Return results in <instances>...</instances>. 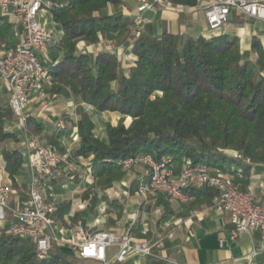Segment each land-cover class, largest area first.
<instances>
[{
	"label": "trees",
	"instance_id": "trees-1",
	"mask_svg": "<svg viewBox=\"0 0 264 264\" xmlns=\"http://www.w3.org/2000/svg\"><path fill=\"white\" fill-rule=\"evenodd\" d=\"M48 1L53 5L52 22L62 32L47 49L43 62L51 93L71 96L97 114L113 113L119 118L114 126L105 125L102 140L95 135L88 114L78 107L73 126L79 142L68 152L61 143L71 138L72 128L50 132L32 118L26 128L68 161L89 160V176L96 187L107 190L120 182L125 177L122 162L138 155H148L156 162L171 159L176 164L189 160L193 166L210 168L239 182L250 165L264 166V49L257 39L251 41L250 54L241 51L236 37L207 39L164 33L157 38L148 25L141 26L139 36L131 39L135 18L122 14V0ZM165 1L184 9L199 3ZM18 37L13 24L0 16V50L15 49ZM100 40L131 45L134 66L126 73L114 53L98 51L91 56L80 49L82 44L95 47ZM12 118L0 83V144L19 142L15 133L4 131ZM127 118L131 120L128 126ZM228 151L241 158L228 156ZM0 156L4 172L16 184V178L23 175L21 150L2 149ZM237 171H241V179ZM185 193L192 197L184 205L188 212L211 207L216 196L215 190L206 187ZM89 195L86 192L82 201L96 216L99 202L92 195L88 200ZM66 208L64 204L57 212L60 219ZM7 217L9 220V214ZM78 218L76 214L72 222ZM8 227L9 221L0 226V264H83L76 255H62L56 248L41 260L32 242L5 234ZM148 264L171 263L166 258H148Z\"/></svg>",
	"mask_w": 264,
	"mask_h": 264
},
{
	"label": "built area",
	"instance_id": "built-area-1",
	"mask_svg": "<svg viewBox=\"0 0 264 264\" xmlns=\"http://www.w3.org/2000/svg\"><path fill=\"white\" fill-rule=\"evenodd\" d=\"M52 6L48 0H0V16L11 21L19 36L15 49L0 50V83L17 121L15 129L22 147L23 167L29 177L25 198L17 202L14 209L9 208L8 201L15 192L10 184H0V226H5L10 213L5 234L32 242L41 260L61 242L59 234L62 230L54 219L55 207L45 197L47 190L51 191L49 183L60 177L73 181L79 173L77 165L68 163L64 156L31 135L26 128L27 121L32 118L28 111L29 96L37 98L49 81L43 62L47 60L49 46L58 40L50 13ZM163 9L184 8L165 0H138L129 37L139 36L143 24L141 14H156ZM231 13L264 23V0H206L204 17L210 31L225 26ZM98 49L113 53L115 48L109 42ZM53 127L56 132L67 130L62 119H58ZM71 139L78 140L76 129H72ZM226 154L234 159L241 158L236 152ZM246 163L250 161L246 160ZM136 166L146 169L136 189V195L143 202L160 194L171 201L186 203L192 200L185 193L189 189L211 188L216 191L211 210L228 218L233 227L231 239L243 233H256L264 242V193L260 201L253 192L241 191L227 175L204 166H193L189 160L176 164L171 159L156 162L148 155H138L122 162L123 171ZM86 169L89 173V163ZM237 175L242 178L241 171H237ZM68 244L80 260L98 264L109 263L108 250L112 246L118 248L113 263L122 264L131 254L163 259L160 254L164 249L163 238L150 242L134 239L128 233L115 236L108 232H89L82 227L81 221L71 230Z\"/></svg>",
	"mask_w": 264,
	"mask_h": 264
},
{
	"label": "crops",
	"instance_id": "crops-1",
	"mask_svg": "<svg viewBox=\"0 0 264 264\" xmlns=\"http://www.w3.org/2000/svg\"><path fill=\"white\" fill-rule=\"evenodd\" d=\"M122 1L125 3L121 11L122 14L135 17L137 15L138 0ZM198 2V5L193 9H163L156 14L145 12L141 14L142 26H150L153 36L157 38L164 33L207 39L223 35L236 37L239 40L241 51L246 54L251 53L252 39L259 40L264 46V36L261 35V29L264 28L263 22L231 13L225 26L210 31L204 17L206 0H198ZM181 13H183L182 19L180 18ZM8 22L11 23L10 20ZM53 27L56 37L59 39L62 32L56 25ZM105 45L106 41L101 40L96 49L90 46L81 50L95 56L99 50L98 48H103ZM113 53L116 55L120 68L127 73V70L132 67L135 61L131 54V48L125 45L115 46ZM127 57L128 61L132 58L128 65L125 63ZM65 110L68 114H72L70 107L65 108ZM31 117L34 119L32 114ZM36 117L34 120L45 125L50 132L54 131L53 124H50L49 127L45 124V122L50 123V115L39 112ZM118 118L116 117V121ZM91 121L93 122V120ZM116 121L107 124L114 126ZM103 137H105V131ZM101 138L102 135H100ZM62 143L66 144V140H63ZM23 169L25 168L23 167ZM131 169L132 171L120 182L103 191V196L107 198V202H99L95 210L96 216L88 211L87 203L83 202L80 196L85 190V184H89L91 187L94 186L86 171L83 175L77 173L73 181L60 177L49 183L52 192L59 193L58 199L63 200V205H67L66 214L61 219L57 215L60 208L55 209L54 219L62 232L59 234L60 244L53 248L58 249L62 255L75 256L68 242L71 236L72 229H70V225L73 223L72 219L78 214L82 227L89 232H108L115 236L128 233L134 239H142L141 237L145 236L144 239L150 242L163 238L164 249L160 254L171 264H264V242L260 240L258 234L243 233L236 239H231L233 227L230 225L228 218L217 215L211 210V207L188 212L184 205L192 200L179 203L159 194L143 202L136 195V189L144 175L143 169L139 166ZM28 178V172L25 169L23 175L16 178L17 185L25 184L27 187ZM230 178L233 183L237 182L236 185L239 186L241 191H251L260 201L263 200L264 166L250 165L247 176L240 182L234 177ZM0 182L12 185L9 177L4 172L1 157ZM67 183H78V186H74L72 189V187L67 186ZM122 183H124V186ZM133 187L135 188L131 192ZM47 192L51 191L47 190ZM69 193L72 194V201L64 199ZM10 198L9 208L14 209L17 202L25 198V192L22 196L15 193ZM159 198H162L163 202L158 203ZM168 202L170 204H167ZM151 209H156V213L160 214L156 223L150 220L149 212ZM8 221L10 223V220ZM117 250L116 246H112L108 250V264L113 263ZM88 262L95 264L92 261ZM123 264H148V258L131 254Z\"/></svg>",
	"mask_w": 264,
	"mask_h": 264
},
{
	"label": "rangeland",
	"instance_id": "rangeland-1",
	"mask_svg": "<svg viewBox=\"0 0 264 264\" xmlns=\"http://www.w3.org/2000/svg\"><path fill=\"white\" fill-rule=\"evenodd\" d=\"M261 32H262L261 35L264 36V28L261 29ZM100 42H101V40H100ZM100 42L98 44H100ZM110 42H112V45L115 48L116 43L113 41H110ZM98 44L95 46V49L98 46ZM108 44H109V42H106V45H108ZM260 44H261L262 48L264 49L263 44L261 42H260ZM85 47H90V46H88L86 44H82L80 49H84ZM131 59H130V61H128L129 59L127 57V59H126L127 61H125L126 65H128L131 62ZM133 66H134V63L132 65V67ZM51 86H52L51 79L49 77V81L43 85L42 90H41V94L39 96H37V98H33V97L29 96L28 111L30 114H32L33 118L36 119L37 118L36 116L39 112L45 113V114L50 115V123L45 122L47 127H49L50 124L54 125L58 119H62L64 121L66 127H67L66 129H69V128L70 129L71 128L76 129L73 126V123L76 122V119H77L76 110L78 107H80V108L84 109V111L88 114V116L91 118V120H93V122L95 124L94 126H95L96 136L100 138V135H102L101 139L104 140L105 137H103V135H104L105 125L107 123H111V122L116 121V117H119V116L117 114L112 115L110 113L97 114L90 107H88L84 103L80 102L79 100H77L71 96L61 97V96L53 95L51 93ZM67 107H70L72 109V114L67 113V110H65V108L67 109ZM130 122H131V120L129 118H127L125 121L126 126H128L130 124ZM16 123H17V121L13 116L12 120L10 122H8L7 125L4 126V131H7L9 133H11V132L15 133V135L18 137V131H17V129H15ZM19 142H20V140H19ZM19 142L16 144L14 142H8L5 144H0V151L2 149L12 150L15 148H20L22 150V147L20 146ZM78 142H79V140L74 142V141H72L71 138H69L68 140H66V144L61 143V147H64L66 149V152H68L71 149H73L74 147H76ZM228 152H230V151H228ZM64 157L68 163H74L75 165H77L79 167V175H83L85 171L88 172V170L86 169V165L88 164L89 160H86L83 158H78V159H74L72 161H68L66 159L65 155H64ZM141 168L143 169V172H146L145 168H143V167H141ZM23 170L25 171V169H23ZM131 171H132V169H130L129 171H124L125 176L128 175ZM91 179H92L94 186L91 187L89 184H85V190L80 195L81 199L86 192L87 193L89 192L90 195L88 197V200H90L92 196H95L97 198L98 202H101V201L107 202V198L105 196H103L104 190L96 187L95 181L93 180V178H91ZM0 184L4 185L7 183L0 182ZM67 186L69 188L72 187V189H73L74 186H76V187L78 186V183H67ZM11 188L13 189V191L16 194H19L20 196H22L24 194V192H26V190H27V187L25 184H23V185L22 184L17 185V183L12 184ZM52 191L53 190H51V192H46L45 197H46L47 202L52 203L54 205L55 209H58V207L61 208V206L63 205L62 203H64V202H62L63 200L61 201L60 198L58 199L59 193L56 194V193H53ZM13 195H15V194H13ZM72 198H73L72 194H70V193L64 197V199L66 201H72ZM10 199L11 198H9V200ZM9 203L10 202L8 201V204ZM167 204H170V203L168 202ZM113 210H115V209H113ZM113 212H115V211H113ZM159 215L160 214L156 213V209H151L149 212L150 220L153 223H156L157 219L159 218ZM78 221H79V218L76 221H73V223L70 225V229H73ZM142 239L147 240L144 238H142ZM83 264H94V263L84 261Z\"/></svg>",
	"mask_w": 264,
	"mask_h": 264
}]
</instances>
